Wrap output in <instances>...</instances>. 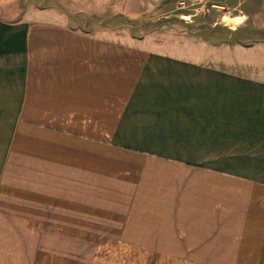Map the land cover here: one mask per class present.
Here are the masks:
<instances>
[{
  "label": "crops",
  "instance_id": "0c3cea01",
  "mask_svg": "<svg viewBox=\"0 0 264 264\" xmlns=\"http://www.w3.org/2000/svg\"><path fill=\"white\" fill-rule=\"evenodd\" d=\"M143 255L264 264V80L0 18V264Z\"/></svg>",
  "mask_w": 264,
  "mask_h": 264
},
{
  "label": "rangeland",
  "instance_id": "374dc122",
  "mask_svg": "<svg viewBox=\"0 0 264 264\" xmlns=\"http://www.w3.org/2000/svg\"><path fill=\"white\" fill-rule=\"evenodd\" d=\"M0 18L51 20L115 32L180 56L264 80V0H0ZM139 264H187L157 256Z\"/></svg>",
  "mask_w": 264,
  "mask_h": 264
}]
</instances>
